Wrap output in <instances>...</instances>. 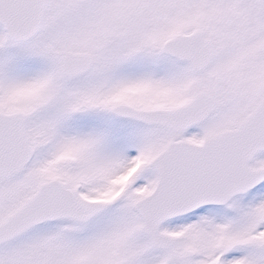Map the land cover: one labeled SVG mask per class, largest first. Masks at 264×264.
Wrapping results in <instances>:
<instances>
[{"label": "snow or ice", "instance_id": "snow-or-ice-1", "mask_svg": "<svg viewBox=\"0 0 264 264\" xmlns=\"http://www.w3.org/2000/svg\"><path fill=\"white\" fill-rule=\"evenodd\" d=\"M0 264H264V0H0Z\"/></svg>", "mask_w": 264, "mask_h": 264}]
</instances>
